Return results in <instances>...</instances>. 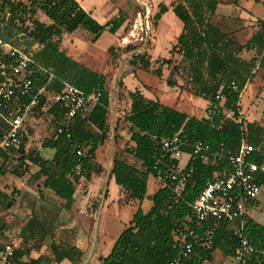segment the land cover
Here are the masks:
<instances>
[{"label": "trees", "instance_id": "1", "mask_svg": "<svg viewBox=\"0 0 264 264\" xmlns=\"http://www.w3.org/2000/svg\"><path fill=\"white\" fill-rule=\"evenodd\" d=\"M231 1L236 4L238 0ZM253 1L264 6V0ZM217 2L175 0L169 5L158 2L151 17L152 24L168 9L181 23V29L168 50V54L178 55L179 61L172 63L170 57L149 60L145 52L131 53L129 60L132 64L138 63L142 71L163 78L166 87H177L179 91H188L205 100L204 115L199 118L188 115L162 105L156 99L146 98L139 90L133 89L125 92L128 109L122 110L110 127L107 120L110 93L107 80L103 74L66 54L64 49H60L59 42L62 34L80 30L89 43H94L104 31L109 34L117 32L125 21L124 16L118 11L115 17L99 24L75 0H0V39L32 57L28 72L31 88L19 96L17 106L24 108L34 100L30 109L40 113L45 103L44 94L50 93L54 97L65 84L84 93L99 92L97 102L83 115L73 118L68 137L65 134L55 137L52 131L41 142V147L53 150L51 159L40 157L35 148L24 153L27 133L19 147L0 151V174L2 163L11 153L19 152L18 167L24 164V159L27 160L37 168L32 174L33 181H39V199L30 211L28 224L19 229L13 264L59 263L61 260L69 264L80 263L81 249L63 236L57 237L56 230L64 228L57 226L61 224L63 212L70 209L75 187L80 181L89 182L92 176L103 173V168L95 161V150L107 141L111 130L114 136L118 134L120 122L124 124L126 142L129 143L123 152L138 163H128L117 154L110 159L107 178L112 179L125 194L124 203L130 199L138 203L143 200L147 179L150 175L154 177V161L159 152L157 141L161 138L178 132L188 143L196 139L205 141L217 155L211 163H203L190 156L185 169H191V172L185 183L178 189L169 182L160 184L148 196L147 210L135 209L128 225L118 233L106 255L97 257L98 264H167L175 257L179 264H204L211 261L215 250L231 257L240 237L257 250L246 264H264V256L259 253L264 250V221L258 223L246 215L232 221L198 223L190 211V204L204 186L205 179L212 174L226 175L228 158L235 154L241 142L252 147L246 160L256 165L258 171L255 174L259 178V169L264 168V126L240 117L238 105L239 95L253 70L264 71V21L257 19L256 31L244 42H239L211 22ZM5 13L9 15L7 18H4ZM38 14H42L47 23L41 22ZM107 50L111 52L110 47ZM243 51H252L253 55L243 60L239 57ZM184 61L187 62L185 75L191 86H182L178 82L184 71L179 64ZM164 68L167 69L165 76ZM231 82L235 87L230 85ZM116 85H121L120 80ZM215 95L221 97L219 102L214 100ZM116 96L118 99L121 97ZM224 111L231 115L226 117ZM61 112L52 101L47 113L53 125ZM4 129L5 125L0 120V136ZM76 147L82 149L80 156L74 153ZM183 151L187 153L189 148L184 147ZM13 172L20 174L16 170ZM39 187L58 199L45 195ZM262 193L264 189L249 202L247 209L256 207ZM12 204L13 199L0 190V207L8 209ZM4 226L0 225V231ZM207 227L213 229L209 243L194 244L188 257H181L180 234L185 231L200 234ZM32 241L44 246L43 252L35 257L29 256L28 244Z\"/></svg>", "mask_w": 264, "mask_h": 264}, {"label": "rangeland", "instance_id": "2", "mask_svg": "<svg viewBox=\"0 0 264 264\" xmlns=\"http://www.w3.org/2000/svg\"><path fill=\"white\" fill-rule=\"evenodd\" d=\"M81 7L86 13H89L92 17L98 16V6L103 3L101 0H78ZM125 18L120 29L112 34L111 37L107 36V33H102L100 37L90 44L87 39L84 38V32L79 31L75 38L63 37L62 43L66 54L73 59L80 61L87 67L95 70L98 73L104 75L107 80L110 96L115 94L121 95V99H124V86H122V77L127 74L133 78L132 82H135L136 86L139 84L145 85L147 92L146 95L155 96L157 100L164 102L167 106H172L173 103L180 106V110L190 114L194 117H202L204 115V109L206 106L203 99L196 97L188 91H177L166 87L163 83V78H156L149 75L148 72L142 71L139 68V64L130 63L131 53L145 52L149 60L154 59L156 56L162 58H171L172 63H177L180 59L175 53L168 54L174 37L180 30L181 23L174 16L172 11L168 9L155 24H152L151 17L156 11V4L162 2L165 5H169L175 0H109ZM224 3H220L216 13L211 16V22L218 25L225 32H240L242 37L238 34L235 38L243 41L246 31L249 27L257 26L256 18L264 20V6L260 3H256L249 0H240L238 3V9H234L231 0H220ZM108 5V4H107ZM106 4L104 5V7ZM241 6V8H240ZM113 10V9H112ZM234 12V13H233ZM117 15V12H115ZM239 14V19L242 23L246 22L245 26L238 28L239 23H233V20H223L231 17V15ZM38 16V15H37ZM237 17V16H236ZM100 20V19H99ZM218 22H215V21ZM221 21V23H220ZM237 21V20H236ZM243 29H246L243 31ZM231 30V31H230ZM248 31V30H247ZM122 38V41H121ZM120 43V44H119ZM107 44V45H106ZM61 44H59L60 46ZM105 47V48H103ZM111 48V52H108V48ZM128 47H131L128 49ZM154 50V51H153ZM179 66L184 68V71L179 76V83L182 86L190 85L185 75V69L187 62H180ZM167 69L164 68V76ZM148 73V74H147ZM120 80L121 85H116ZM127 82H130L129 79ZM129 84V83H128ZM152 92V93H151ZM44 93V91H41ZM113 93V95H112ZM45 103L43 110L39 113L30 109L29 118L25 122L28 127V121L33 117V132L34 141H39L44 137L49 136L53 131V122L51 117L47 113V109L52 105L53 97L50 93H45ZM238 105L240 107L241 117L245 120L256 121V123L264 126V72L253 70L252 75L247 81L240 93ZM177 109V107H175ZM124 110L125 108H119ZM179 110V109H178ZM227 113V111H224ZM114 117H108V124L113 126ZM124 124L120 122L117 125L118 134L109 136L107 143L97 153V163L103 168L101 177V185L99 189L90 193L87 192V182L80 181L75 187L74 202L70 210L63 212L61 218V224L57 227H64L61 230H56V236H63L64 239H68L77 245L82 253V259L79 264H92L95 262L97 252L95 247L98 246L100 240L102 241L103 249L109 250L113 243L114 237L124 227L128 225V222L137 207H140L142 211H146L149 207L148 196L159 186V184L150 175L146 182L145 195L141 203L136 200L130 199L126 203L125 196L123 197L121 191L109 187V194L115 201L108 205H103L107 189L104 187V181L107 180L108 164L111 157L117 154L121 159L128 163L138 165V163L128 154L123 152L124 147H128L129 143L126 142L127 135L125 132ZM33 141V143H35ZM15 159L8 160L1 165L0 174V187L6 188V194L8 198L15 199L16 190L8 183L10 171L17 166ZM19 167H22L20 165ZM22 169V168H20ZM120 197L118 203L116 198ZM259 202L256 207L248 208L247 213L249 216L254 217L255 220L261 221L264 217V193L259 196ZM13 211V212H12ZM257 211V213H254ZM28 214L20 211L7 210L0 207V225L3 224L4 229L0 231V241L12 243L14 247L17 244V230L22 224L27 221ZM252 217V218H253ZM100 218V222L98 224ZM102 227L106 234L100 239V235L96 233V228ZM95 229V230H94ZM64 231V232H62ZM95 231V233H93ZM95 245V246H94ZM31 248L33 251L39 253V247L34 245L29 247V254ZM23 252L26 251L22 250ZM43 252V250H42ZM32 254V253H31ZM35 257L37 254H32ZM26 259V257H25ZM28 259V258H27ZM211 264H233L229 262L228 256H224L218 250H215L212 254ZM0 264H13V262H5ZM45 264H57V263H45ZM58 264H68V262H61Z\"/></svg>", "mask_w": 264, "mask_h": 264}, {"label": "built area", "instance_id": "3", "mask_svg": "<svg viewBox=\"0 0 264 264\" xmlns=\"http://www.w3.org/2000/svg\"><path fill=\"white\" fill-rule=\"evenodd\" d=\"M8 16L5 13L4 18ZM31 66L30 53L14 48L0 39V120L5 125L0 136V151L19 147L26 135L28 106L20 108L17 100L31 88V77L28 74ZM230 85L235 87L233 82ZM98 97L97 90L84 93L65 84L61 92L53 97V102L62 111L53 128L54 136L65 134L68 137V128L73 118L83 115L97 102ZM214 100L219 102L221 97L215 95ZM230 115V112L225 113L226 117ZM157 146L159 152L154 161L153 178L159 184L169 182L175 189L180 188L189 177L191 169H185V163L190 156L203 163H211L217 155L205 141L196 139L188 143L178 132L161 138L157 141ZM184 147H188L189 152H184ZM251 151L250 145L241 142L235 154L228 158L229 170L226 175L212 174L205 179L204 186L190 204L191 216L196 222L232 221L236 218L243 219L247 215V205L264 189V168L259 169V178L255 174L258 171L256 165L246 160ZM74 153L80 156L82 149L76 147ZM77 169L76 167L75 171ZM212 231L211 227H207L200 234L192 231L181 233L179 255L187 258L194 244L207 245ZM13 253L12 243L0 241V263L12 261ZM255 253L257 250L244 237H240L231 258L236 264H246ZM259 253L264 256V250ZM167 264H179L178 258H172Z\"/></svg>", "mask_w": 264, "mask_h": 264}, {"label": "crops", "instance_id": "4", "mask_svg": "<svg viewBox=\"0 0 264 264\" xmlns=\"http://www.w3.org/2000/svg\"><path fill=\"white\" fill-rule=\"evenodd\" d=\"M78 4H79V6L81 7V5H80V2L78 1V0H75ZM101 1H103V3L101 4V5H99L98 6V8L97 9H99V14H98V16H100V20L98 19L97 20V17L95 18V16H91L89 13V15L93 18V19H95L99 24H103V23H105L106 21H108L109 19H111V18H113V17H115L116 16V14H115V12H117L118 13V11H117V8L109 1V0H101ZM250 1V0H249ZM251 1H253V0H251ZM231 3H232V1H230ZM240 2V0H238L237 1V3L236 4H233V5H231V6H233V8L234 9H232V10H237V12L239 11V9H238V3ZM254 2V1H253ZM222 4V3H224V2H222V1H220V0H218V2H217V5H216V7H215V10H214V12H213V14L211 15V16H213L215 13H216V10H217V8H218V6H219V4ZM257 3H260V2H257ZM106 4V6L104 7V5ZM108 4V5H107ZM261 4V3H260ZM82 8V7H81ZM240 8H241V6H240ZM83 9V8H82ZM113 9V10H112ZM84 10V9H83ZM85 11V10H84ZM234 13V12H233ZM163 15V14H162ZM237 16V17H236ZM37 18L41 21V22H44V23H47V20L45 19V17L42 15V14H38V16H37ZM161 18V17H160ZM239 19V14H235V16L234 15H231V17H228L227 19H223V20H233V22H232V25H234L233 23H236V22H238L239 23V25H238V28H241V27H243V26H245V24H246V22H244V23H242L241 22V20H238ZM258 18H256V19H254V20H257ZM160 20V19H159ZM158 20V21H159ZM237 20V21H236ZM258 20H261V19H258ZM261 21H264V20H261ZM215 22H218L217 20L215 21ZM220 23H221V21H220ZM214 24V23H213ZM216 25V24H215ZM217 27H219L218 25H216ZM220 28V27H219ZM180 29H181V27H180ZM256 29H257V26H255V24H254V26H252V27H249L247 30L246 29H243V31L244 30H246V31H244L245 32V34H247V35H245L244 36V40L243 41H240V40H238L239 42H244L249 36H251L255 31H256ZM80 30H76L75 32H73L72 34H62L61 35V38H60V42H59V44H61L59 47H60V49H64V45H63V43H62V40H63V37H70V38H75V36H76V34L75 33H77V32H79ZM180 31V30H179ZM231 31V30H230ZM242 31H238V32H229L230 33V37L232 38V39H237V38H239V36L240 37H242V35L240 34ZM102 33H107V36H109V37H111L112 36V34H109L108 32H106V31H104V32H102ZM179 33V32H178ZM177 33V34H178ZM85 34V33H84ZM236 34V36H237V34L239 35L237 38H235L236 36H234ZM177 36V35H176ZM175 36V37H176ZM175 37H174V39H175ZM84 38L85 39H88L87 38V36L86 35H84ZM88 41V40H87ZM173 42H174V40H173ZM90 44H93V43H90ZM120 44V43H119ZM173 44V43H172ZM107 45V44H106ZM103 48H105V47H103ZM154 51V50H153ZM253 55V52L252 51H243L241 54H239V57L241 58V59H243V60H248L251 56ZM159 57H161V56H159ZM155 58H158L157 56L155 57ZM154 58V59H155ZM76 60V59H75ZM76 61H78V60H76ZM78 62H80V61H78ZM256 71H262V70H260V69H257ZM262 72H264V71H262ZM148 74V73H147ZM149 75H151V74H149ZM153 76V75H152ZM155 77V76H154ZM134 78V77H133ZM133 78H131V77H129L127 74H125L124 75V77H122V86H124V97H125V92L126 91H128V90H133V89H137V90H139L140 91V93L144 96V97H146V98H149V99H156L157 100V98L155 97V96H150V95H146L144 92H147V89H146V87H145V85H143V84H141L140 86H139V84H137L136 86H134L135 85V82H132V79ZM129 79V81L130 82H127V80ZM158 79V78H157ZM129 83V84H128ZM164 83V82H163ZM173 90L174 89H177V91H178V88L177 87H174V88H172ZM148 93V92H147ZM152 93V92H151ZM112 95H113V93H112ZM240 96V95H239ZM121 98V97H120ZM119 98V99H120ZM118 99V97L116 96V94H115V96H110V94H109V96H108V107H107V120H108V117L109 116H112V117H114V120L120 115V114H122V110L121 109H119V108H121V105H122V107H124L125 109H128V105H129V102H128V100L126 99V98H124V99H121V100H119ZM203 101H205V100H203ZM158 102L159 103H161L162 105H165L164 104V102H162V101H159L158 100ZM205 103H207L206 101H205ZM34 105V100H32V102L28 105V112L30 113V108H31V106H33ZM167 106V105H166ZM170 107H173V108H175V107H177V110L179 109V111H182V110H180V106H178V105H176L175 103H173V105L172 106H170ZM176 109V108H175ZM43 110V107L41 108V111ZM29 113H27V118H26V121L28 120V118H29ZM187 114V113H186ZM188 115H190V114H188ZM240 117H241V114H240ZM244 119V118H243ZM248 121H251V120H248ZM254 122H256V121H254ZM259 123V122H258ZM34 124H33V117L32 118H30L29 119V121H28V127H26V133H27V139H26V142H25V144H24V146H23V151H24V153H26L29 149H31V148H35L36 149V152L40 155V157H42V158H44V159H51L52 158V155H53V150L52 149H49V148H44V147H41L40 145H41V142L44 140V138H46V137H44V138H42L41 140H39V141H34V135H33V132H32V128L34 127L33 126ZM260 125H261V123H260ZM54 128V127H53ZM110 135L111 136H113V132H112V130L110 131ZM109 135V136H110ZM48 137V136H47ZM33 141L35 142V143H33ZM106 141L102 144V145H100V146H98L97 147V149L95 150V161L97 162L98 161V159H97V153L99 152V150L103 147V146H105L106 145ZM100 153V152H99ZM21 156V153H19V152H13V153H11L10 155H9V157H8V160H12V158H14L15 160V162H16V164H18L19 165V161H18V158ZM8 160H6V161H8ZM23 165H22V167H18V165L17 166H15L11 171H10V174H9V177L8 178H6V180L8 181V183L11 185V186H13L15 189L14 190H16V193H15V195H16V197H15V199L13 198V204L11 205V207L10 208H8L7 210H14V211H20V213L22 214L23 212H25V214H28V216H27V221L25 222V224H22L21 226H20V228L22 227V226H25L26 224H28V222H29V219H30V211L36 206V204H37V201H38V190H37V186L39 185V181H37V180H34L33 181V178H32V174L37 170V168H36V166H34V165H32V164H30L29 162H27V160H23ZM109 165H110V162H109V164H108V168H109ZM20 168H22V169H20ZM25 170L24 172H21L22 170ZM14 170H16V171H18V173H20V174H14ZM155 180V179H154ZM88 184H87V188H88V191L87 192H90V193H94V192H96L98 189H99V187H100V185H101V177H100V175L99 176H92L91 178H90V181L89 182H87ZM158 183V182H157ZM159 184V183H158ZM160 185V184H159ZM115 186H117V185H115L114 184V182H113V180L112 179H108L107 178V180H106V183H105V181H104V187L107 189V193H106V196H105V199H104V202H103V204H102V210H103V205L104 204H107V207H108V205L109 204H111V203H113L114 201H115V199L114 198H111V196H110V194H109V187L110 188H112V189H116V187ZM117 188H118V192H120L121 190H120V188L117 186ZM157 188H158V186H157ZM156 188V189H157ZM39 189H41V191L45 194V195H48V196H50V198L51 197H53L54 199H58L57 197H54L53 195H50L49 193H48V191L47 190H45V189H42L41 187H39ZM155 189V190H156ZM0 190L1 191H4V192H6L7 190H6V188L5 187H0ZM154 190V191H155ZM153 191V192H154ZM152 192V193H153ZM75 193V192H74ZM151 193V194H152ZM121 194H122V196L124 197L125 196V194L124 193H122V191H121ZM150 194V195H151ZM149 195V196H150ZM73 199H74V195H73ZM119 200H120V197H117L116 198V203H118L119 202ZM129 201V200H128ZM74 202V201H73ZM73 204V203H72ZM74 204H75V202H74ZM72 206V205H71ZM71 208V207H70ZM70 210V209H69ZM13 212V211H12ZM254 213H257V211H255ZM247 216L248 217H250L251 219H253L254 221H257V220H255L254 219V217H253V215L252 216H249L248 215V213H247ZM253 217V218H252ZM264 221V217H263V219L261 220V221H257L258 223H262ZM99 222H100V218H99V221H98V224H99ZM19 228V229H20ZM19 229L17 230V234H18V232H19ZM95 230V229H94ZM96 233H98L99 235H100V239L106 234V231L101 227L100 229H99V227H97L96 228ZM95 231L93 232V233H95ZM119 233V232H118ZM118 233L117 234H115L116 236L118 235ZM116 236L114 237V239L116 238ZM18 240H19V238H18V236H17V243H18ZM102 241L100 240V242H99V244H98V246L97 247H95V250H96V252H97V256H96V258H95V262L94 263H92V264H98V262H97V257H99V256H101V257H103V256H105L106 255V253L108 252V249L106 250H104L103 249V246H102ZM34 245H37L38 247H39V253H37V252H35V251H33V249L31 248V250H30V254H29V256H31V257H33V255L32 254H37V255H39L41 252H42V250L44 249V246H40L38 243H36V242H30L29 244H28V247H32V246H34ZM95 246V245H94ZM32 253V254H31ZM212 254H213V252H212ZM212 254H211V259H212ZM36 255V256H37ZM229 258V262H233V264H236L233 260H232V258L231 257H228ZM66 260H61L59 263H61V262H65ZM67 262V261H66ZM211 262V261H210ZM210 262H204V264H211ZM58 264V263H57ZM69 264V263H68Z\"/></svg>", "mask_w": 264, "mask_h": 264}]
</instances>
